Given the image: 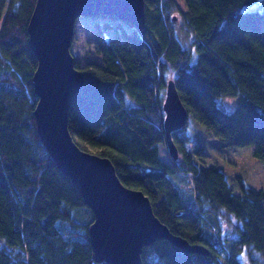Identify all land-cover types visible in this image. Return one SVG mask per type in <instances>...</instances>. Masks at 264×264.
I'll return each mask as SVG.
<instances>
[{"label":"trees","instance_id":"1","mask_svg":"<svg viewBox=\"0 0 264 264\" xmlns=\"http://www.w3.org/2000/svg\"><path fill=\"white\" fill-rule=\"evenodd\" d=\"M184 2L180 11L177 0H146L144 30L96 24L90 61L82 66L76 57L85 83L73 97L69 128L82 149L108 157L123 184L150 198L173 233L210 251L187 253L162 239L144 248L142 264H245L243 253L264 264V186L239 176L237 194L221 167L197 165L185 148L186 127L173 133L182 161L165 162L159 148L174 79L189 114L223 146L253 145L264 162V0ZM35 4L0 0V264H108L95 260L92 209L38 133V60L28 33ZM178 12L195 33L191 46L174 29ZM222 96L239 97V105L224 109ZM228 217L236 237L224 239Z\"/></svg>","mask_w":264,"mask_h":264},{"label":"water","instance_id":"2","mask_svg":"<svg viewBox=\"0 0 264 264\" xmlns=\"http://www.w3.org/2000/svg\"><path fill=\"white\" fill-rule=\"evenodd\" d=\"M113 17L138 30L146 28V0H36L28 24L29 46L38 60L34 91L41 141L58 169L79 190L94 213L89 229L98 262L142 264L146 246L166 239L187 253L207 255L203 244H193L171 231L155 214L150 198L126 186L108 158L82 149L69 128L73 97L83 88L85 72L71 51L80 17ZM164 131L169 154L181 156L173 133L186 127L189 111L174 79L164 100Z\"/></svg>","mask_w":264,"mask_h":264},{"label":"rangeland","instance_id":"3","mask_svg":"<svg viewBox=\"0 0 264 264\" xmlns=\"http://www.w3.org/2000/svg\"><path fill=\"white\" fill-rule=\"evenodd\" d=\"M180 7V11H185L186 6L184 0H177ZM263 1L248 5L244 9L250 10L259 8L262 6ZM177 16V21L174 23V29L176 34L181 39L185 46H191L195 40V33L189 28L186 23L183 14L178 12L174 14ZM106 22L111 23L114 27L118 26L121 21L106 16H99L94 19L93 17H80L76 23L75 37L71 46V51L75 57L78 58L80 65H85L90 61L91 50L93 53V47L89 40L92 37V33L96 27V24L103 29ZM127 29L132 30L133 26L123 22ZM107 37L110 39L115 35V30L105 29ZM91 55L93 56L94 54ZM218 104L228 111L234 110L239 105V97L237 96H222L217 99ZM185 136V148L191 152L193 161L200 166H219L227 175L229 183L234 192L241 194L242 190L238 177H242L248 186L254 188H262L264 186V162L259 160L253 155L254 146H236L225 147L222 141L215 135L209 133L204 126L192 115L189 114L188 123L186 125ZM160 156L161 158L170 164L174 163V159L169 154L166 144H160ZM197 149V150H196ZM183 156L179 157V161H182ZM189 181L187 182L188 189L194 188L192 175L188 174ZM230 217L223 220L224 235L236 237L230 226ZM243 262L250 264L246 254L242 255Z\"/></svg>","mask_w":264,"mask_h":264},{"label":"bare ground","instance_id":"4","mask_svg":"<svg viewBox=\"0 0 264 264\" xmlns=\"http://www.w3.org/2000/svg\"><path fill=\"white\" fill-rule=\"evenodd\" d=\"M174 140H175V138H174ZM176 142V141H175ZM177 144V143H176Z\"/></svg>","mask_w":264,"mask_h":264}]
</instances>
